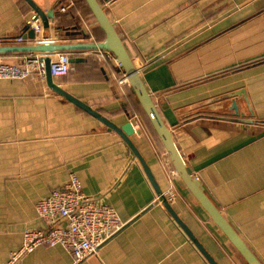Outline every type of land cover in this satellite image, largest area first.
<instances>
[{"label": "crops", "instance_id": "crops-1", "mask_svg": "<svg viewBox=\"0 0 264 264\" xmlns=\"http://www.w3.org/2000/svg\"><path fill=\"white\" fill-rule=\"evenodd\" d=\"M33 1L59 13L49 42L104 39L84 0ZM99 1L189 172L264 264V0ZM35 14L26 0H0V46L48 42L41 22L35 40L17 41ZM69 54L84 61L53 77L55 84L118 126L132 122L138 133L131 139L156 183L164 194L177 191L172 206L181 220L217 264H246L177 175L123 70L96 51ZM27 55L0 61L19 64ZM72 173L87 196L117 212L123 228L81 263L62 246L42 245L19 264H210L114 130L46 78L0 79V264L22 246L26 230L47 227L36 205Z\"/></svg>", "mask_w": 264, "mask_h": 264}, {"label": "water", "instance_id": "water-1", "mask_svg": "<svg viewBox=\"0 0 264 264\" xmlns=\"http://www.w3.org/2000/svg\"><path fill=\"white\" fill-rule=\"evenodd\" d=\"M26 1L32 6L33 10L36 13L33 17V20L41 22L44 27L43 38L45 40L50 39V20H54L59 15V13L56 12L54 9L48 12H44L38 7V5L33 0ZM84 1L92 12L100 29L105 35L102 41L74 43L42 42L41 44L23 46H0V55L11 53H40L47 55V57L45 58L46 80L50 88L56 93H58L60 96H62L64 99L75 104L77 107L81 108L91 116L100 120L108 128L114 130L124 140V142H126V144L132 150V152L142 165L143 169L145 170L151 184L153 185L156 191L160 203L166 208L172 218H174L177 224L183 229L185 234L190 238V240L195 244L198 250L210 262V264H217V262L210 256V254L203 247L200 241L194 236L191 230L181 220V218L174 210L172 204L168 201L167 197L156 183V180L147 162L145 161L138 148L134 144L133 140L131 139L134 134L138 133V131L135 130L133 123L128 122L123 126H118L117 124L103 117L98 111L94 110L88 104L79 100L78 98H76L54 82V78L51 74V59L48 55H52L58 52L75 53L80 51H108L112 53L117 59L119 68L123 70L127 83L130 85L134 94L136 95L138 102L143 110V113L147 117L150 125L152 126L153 130L155 131L156 135L164 146L174 170L176 171L180 179L183 181L186 188L194 196V198L198 201L202 208L206 211L213 223L222 231V233L226 236V238L242 256L246 264H262V262L256 257V255L244 242V240L234 229V227L225 218L219 208L212 202L209 196L201 188L194 176L189 172L184 157L174 141L172 131L163 120L157 105L155 104L150 92L148 91L144 83L140 70L136 67L132 57L130 56L122 38L120 37L116 29L115 23L109 18L104 6L100 3L99 0ZM81 34L86 36L85 32H82ZM19 37H23L24 39L29 40L36 39V31L32 27V21L28 22V24L22 30V35L18 36V38ZM82 61H84V58L81 57L71 56L70 58L71 64H77ZM231 108L234 111V114L236 116H239L240 113L238 112V108L235 102L233 103V106ZM249 123H253V121L249 120Z\"/></svg>", "mask_w": 264, "mask_h": 264}, {"label": "built area", "instance_id": "built-area-1", "mask_svg": "<svg viewBox=\"0 0 264 264\" xmlns=\"http://www.w3.org/2000/svg\"><path fill=\"white\" fill-rule=\"evenodd\" d=\"M31 21L32 27L37 31L39 21H34L33 18ZM24 40L23 37L17 38L19 43H23ZM45 41L49 42L50 39ZM98 52L100 59L118 66L117 59L112 53ZM48 56L51 59L53 77L64 76L74 71L69 53L58 52ZM46 57L45 54L32 53L25 56L19 64L10 65L0 61V79L23 81L33 74L45 79ZM122 81L127 82L125 75ZM165 196L173 204L178 198V193L170 189ZM36 210L47 223V227L43 230H26L22 246L11 253L7 264H19L26 254L42 245L62 246L72 253L75 263H81L97 255L103 244L124 226L112 207L83 192L82 184L75 173L71 174L64 187L52 190L46 198L39 201Z\"/></svg>", "mask_w": 264, "mask_h": 264}]
</instances>
